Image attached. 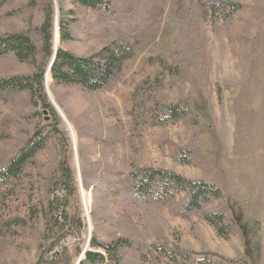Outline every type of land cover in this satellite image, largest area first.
<instances>
[{
    "label": "rangeland",
    "instance_id": "obj_1",
    "mask_svg": "<svg viewBox=\"0 0 264 264\" xmlns=\"http://www.w3.org/2000/svg\"><path fill=\"white\" fill-rule=\"evenodd\" d=\"M106 1L112 8L107 15L69 0H52L53 51L56 47L88 56L113 41L136 42L122 77L109 90L91 93L46 82L72 129L71 136L61 118L70 145L66 158L77 181L78 165L80 175L89 172L110 188L94 200L92 191L84 190L83 202L80 189L68 198L69 215L81 213L86 225L83 247L89 220L91 236L100 240L121 234L141 239L147 250L139 264H177L153 253L158 244L195 253H179L178 264H230L227 259L264 264V0H232L242 4L238 12L206 18L182 11L191 3L203 8L207 0ZM59 2L73 22V39L64 43L59 32L56 36ZM43 5L40 0H10L1 6L0 36L15 31L33 36ZM34 70L12 56L0 57V78ZM153 99L164 105L187 103L195 115L157 125L148 106ZM46 123L31 117L25 96H0V167ZM188 148L191 163L175 161L177 150ZM58 160V150L49 141L20 180L0 191V264L34 263L44 228L38 210L50 198ZM141 166L215 183L228 202L223 207L226 217L233 220L229 238L218 236L198 214L178 216L168 202H131L127 174ZM95 208L96 224L91 218ZM77 241L75 235L64 240L69 246Z\"/></svg>",
    "mask_w": 264,
    "mask_h": 264
},
{
    "label": "trees",
    "instance_id": "obj_2",
    "mask_svg": "<svg viewBox=\"0 0 264 264\" xmlns=\"http://www.w3.org/2000/svg\"><path fill=\"white\" fill-rule=\"evenodd\" d=\"M9 1L0 0V7ZM40 1L44 4L43 13L41 22L33 27V36L23 31L0 36V57L12 56L18 62L29 63L35 68L32 73L0 78V96H25L31 107V117L47 123L37 126L8 163L0 167V191L20 180L38 153L45 149L49 141L53 143L58 150L59 160L54 172L50 198L41 204L38 210L44 228L39 233L33 264H76L84 249V240L81 236L86 225L81 219V213L70 216L68 212V198L77 194L79 183L66 158L70 145L61 130V116L48 99L44 87L45 74L54 54V8L52 0ZM69 2L78 8L100 11L104 15L109 14L112 9L110 2L106 0H69ZM203 8L199 4L191 3L182 14L187 15L192 12L197 14L198 18L212 15L228 16L238 12L242 4L232 0H207ZM68 15L62 2H59L56 21L60 43L73 39L71 35L73 22L69 21ZM140 38L143 42L146 41L143 37ZM135 43L113 41L88 56H77L58 48L50 67V79L56 85L74 86L91 93L109 90L122 77L126 64L134 55ZM148 106L153 113V119L160 126L174 124L193 118L195 115L187 103L164 105L153 99ZM191 154L192 150L189 148L177 150L174 159L178 163L189 165L192 161ZM81 177L83 189L87 192L92 191L93 200L97 196L110 193L109 186L92 177L89 172L83 170ZM127 185L129 190L127 198L131 202L142 206L168 202L178 216L187 218L192 213L198 214L218 236L228 239L231 235L233 220L226 217L223 209L224 206H228L226 196L213 182L206 179L191 180L174 171L141 166L127 174ZM58 191H62L64 195L59 196ZM177 197L180 198L176 200ZM94 206L97 207L96 204ZM97 211L98 209L95 208L91 212L94 224H96ZM68 235L77 237L78 241L73 246L64 242ZM145 246L141 239L133 235H114L109 241H103L92 234L88 249L78 264H139L140 255L146 253ZM152 251L163 254L171 263L177 264L179 253L186 257L195 254L171 244H158L152 247ZM208 255L216 254L208 253ZM226 261L230 264L236 263V260ZM183 264H200V262L185 260Z\"/></svg>",
    "mask_w": 264,
    "mask_h": 264
},
{
    "label": "water",
    "instance_id": "obj_3",
    "mask_svg": "<svg viewBox=\"0 0 264 264\" xmlns=\"http://www.w3.org/2000/svg\"><path fill=\"white\" fill-rule=\"evenodd\" d=\"M56 32H57V37H58L57 21H56ZM56 51H57V48L55 47V49H54V54H53V57H52V59H51V62H50V64H49V66H48V68H47V71H46L45 77H46L47 73L49 74V72H50V67H51V64H52V62H53V60H54V58H55ZM45 88H46V92H47V95H48V98H49L50 102L52 103V105L54 106V108L56 109V111L58 112V114L61 116V118L64 120V122L67 124V127H68V129H69V132H70V134H71V136H72V129H71V127H70L68 121L65 119V117L63 116V113L60 111V109L58 108V106L56 105V103H55L54 100L51 98V96H50V94H49V92H48V85H47V83H46V79H45ZM72 143H73V147L75 148V142H74L73 139H72ZM76 164H77V157H76ZM77 173H78L79 189H80L81 197H82V192L84 191V189H83V186H82V180H81V175H80V173H79L78 165H77ZM82 201H83V197H82ZM84 208H86L85 205H84ZM87 219H88V217H87ZM88 228H89V237H88V240H87V244H86L85 248L83 249V251H82L80 257L78 258L76 264H78V263L80 262V260L83 258V255H84L85 251L88 249V246H89L90 237H91V234H90V233H91V232H90V231H91V225H90V223H89V220H88Z\"/></svg>",
    "mask_w": 264,
    "mask_h": 264
},
{
    "label": "bare ground",
    "instance_id": "obj_4",
    "mask_svg": "<svg viewBox=\"0 0 264 264\" xmlns=\"http://www.w3.org/2000/svg\"><path fill=\"white\" fill-rule=\"evenodd\" d=\"M56 36H57V33H56ZM56 44H57V38H56ZM49 80H50V75L47 73V75H46V82H49ZM82 197H83V192H82Z\"/></svg>",
    "mask_w": 264,
    "mask_h": 264
}]
</instances>
